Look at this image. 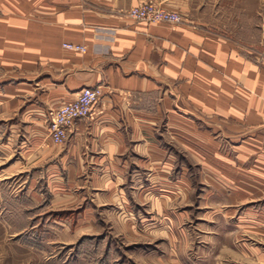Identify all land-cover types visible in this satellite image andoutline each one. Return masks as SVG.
I'll use <instances>...</instances> for the list:
<instances>
[{
    "label": "crops",
    "instance_id": "0c3cea01",
    "mask_svg": "<svg viewBox=\"0 0 264 264\" xmlns=\"http://www.w3.org/2000/svg\"><path fill=\"white\" fill-rule=\"evenodd\" d=\"M146 2L183 22L127 15ZM241 13L242 0H0V229L47 249L103 214L131 241L148 238V213L183 224L196 191L230 215L263 198L264 60L218 34ZM86 87L100 100L54 142L48 111ZM168 240L178 263L186 235Z\"/></svg>",
    "mask_w": 264,
    "mask_h": 264
},
{
    "label": "rangeland",
    "instance_id": "374dc122",
    "mask_svg": "<svg viewBox=\"0 0 264 264\" xmlns=\"http://www.w3.org/2000/svg\"><path fill=\"white\" fill-rule=\"evenodd\" d=\"M240 22L236 33L218 34L235 41L248 56L264 60V0H242ZM11 185L4 191L12 192ZM198 193L188 204L176 207L178 213L189 214L177 227L168 224L170 214H145L148 228L155 229L140 227L148 238L128 240L112 223H106L103 214L105 224L93 234L47 249L26 245L25 234L0 229V264H153L149 256L158 260L154 264H264V197L237 206L230 215ZM172 232L186 235L188 244L178 251V263L167 260Z\"/></svg>",
    "mask_w": 264,
    "mask_h": 264
},
{
    "label": "built area",
    "instance_id": "2783aa9c",
    "mask_svg": "<svg viewBox=\"0 0 264 264\" xmlns=\"http://www.w3.org/2000/svg\"><path fill=\"white\" fill-rule=\"evenodd\" d=\"M127 15L146 23L166 22L177 25L183 22V17L179 13L169 11L154 2L137 5L129 9ZM64 48L79 53L87 51L86 46L73 43H65ZM101 96L100 87H86L73 101L49 110L47 120L52 140L56 143L65 142L74 123L78 119L90 117Z\"/></svg>",
    "mask_w": 264,
    "mask_h": 264
}]
</instances>
